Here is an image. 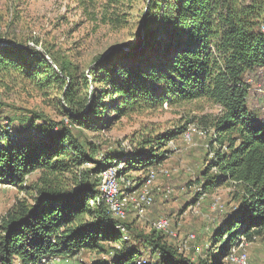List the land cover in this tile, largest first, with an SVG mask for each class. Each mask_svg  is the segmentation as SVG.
Returning <instances> with one entry per match:
<instances>
[{"label": "trees", "instance_id": "1", "mask_svg": "<svg viewBox=\"0 0 264 264\" xmlns=\"http://www.w3.org/2000/svg\"><path fill=\"white\" fill-rule=\"evenodd\" d=\"M124 1L73 0L87 20L112 29L121 28L115 13ZM262 27L264 0H156L143 20V46L112 49L88 77L67 57L52 55V65L48 51L11 41L1 45L0 71L38 93H54L62 120L28 112L21 128L0 112V184L33 192L0 222V264H43L82 251L104 254L108 247L112 254L92 264H235L234 250L240 253L244 244L264 236V116L248 107L246 83L264 72ZM153 42L151 55L142 53ZM192 103L220 109L211 123V144L219 148L206 159L194 204L227 185L234 205L224 213L217 209L222 215L204 257L191 259L180 245L168 243L172 235L137 231L110 217L102 201L89 203L98 193L99 173L114 162L123 163L124 172L160 165L167 143L186 125L142 128L130 139L131 150L119 145L106 154L81 136L82 129L109 130L123 118ZM36 172L38 181L24 186ZM186 237L189 244L196 240L193 233Z\"/></svg>", "mask_w": 264, "mask_h": 264}, {"label": "rangeland", "instance_id": "2", "mask_svg": "<svg viewBox=\"0 0 264 264\" xmlns=\"http://www.w3.org/2000/svg\"><path fill=\"white\" fill-rule=\"evenodd\" d=\"M154 1L156 0H125L115 13L120 19L121 28L112 29L87 20L73 0H0V46L11 41L13 44H21L20 46L35 47L41 52L48 51L51 55H45V58L51 64L52 55L67 57V61L73 65L78 64L81 72L88 77V71L112 49L129 52L143 46V20L147 15V8ZM155 47L156 42H153L141 51L151 55ZM53 68L57 70L56 67ZM263 75L264 72L260 70L246 80L249 85L248 107L259 116H264ZM0 80V112L2 117H9L15 127H23L19 123L29 116L28 112L42 114L56 122L62 120L59 114L61 108L54 93H38L24 86L14 74L10 76L0 71ZM219 110L218 106L211 103L172 107L164 105L161 109L140 116L123 118L113 123L109 130L104 128L100 132H94L82 129L81 139L98 146L102 154L119 145L125 150L129 149L130 139L145 127L171 131L175 127L186 125L184 131L194 129L202 133L193 137L191 145L182 141L183 133L167 143L166 158L158 166L168 170L170 177L157 178L151 191L154 205L144 217L137 219L130 213L124 221L132 229L148 232L155 219L167 217L172 231V237L167 239L168 243L180 245L186 252L185 256L191 259L204 257L205 242L213 234L214 222L222 215L217 209H222L224 213L234 205L231 201L234 190L227 185L202 194L194 204L195 193L200 186L198 179L208 163L206 159L210 161L219 148L217 144H211V123ZM92 120L93 123L102 125L98 119ZM123 144L127 146L123 147ZM85 167L89 169L92 166ZM131 171L133 177L139 174L138 170ZM214 172L212 169L209 175ZM39 177L38 172L33 173L23 185L29 187ZM167 189H171L172 193L165 196ZM30 195H33L32 191L0 184V222L19 201H30ZM190 233L196 236L195 242L191 244L186 237ZM243 248L247 252L249 264H264V236L244 244ZM112 251L111 247L106 248L104 254L82 251L76 257L64 259L59 264H66L67 260L73 261L68 264H92L106 259L107 254H112ZM146 256L147 254L144 255Z\"/></svg>", "mask_w": 264, "mask_h": 264}, {"label": "built area", "instance_id": "3", "mask_svg": "<svg viewBox=\"0 0 264 264\" xmlns=\"http://www.w3.org/2000/svg\"><path fill=\"white\" fill-rule=\"evenodd\" d=\"M264 31V27H262ZM264 77V75H263ZM202 135L194 129H187L182 134V141L188 145L193 142L195 135ZM127 145L123 144V147ZM170 177L168 170L161 166L150 167L143 172H139L137 176H132L131 172H124L123 163L114 162V164L98 175V193L89 200L90 205L98 204L102 201L106 207V211L110 217L118 222H124L130 213L139 219L145 216L146 212L153 207L154 198L152 195V186L157 178ZM172 193L171 189L165 191V196ZM151 229L168 233L170 231V220L167 217H159L155 219L150 226ZM119 229L124 235V240H128L125 228L118 224ZM190 238H193L191 236ZM234 250L230 256V260L235 264H249L247 252L244 250L236 253ZM64 259L53 258L48 261H43V264H59Z\"/></svg>", "mask_w": 264, "mask_h": 264}, {"label": "crops", "instance_id": "4", "mask_svg": "<svg viewBox=\"0 0 264 264\" xmlns=\"http://www.w3.org/2000/svg\"><path fill=\"white\" fill-rule=\"evenodd\" d=\"M64 261H65V260H64ZM71 261H72V260H67V263H66V264L71 263ZM72 262H73V261H72Z\"/></svg>", "mask_w": 264, "mask_h": 264}]
</instances>
